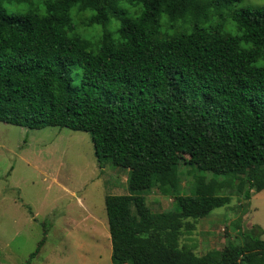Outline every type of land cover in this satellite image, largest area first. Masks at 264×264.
Masks as SVG:
<instances>
[{
	"label": "trees",
	"instance_id": "obj_1",
	"mask_svg": "<svg viewBox=\"0 0 264 264\" xmlns=\"http://www.w3.org/2000/svg\"><path fill=\"white\" fill-rule=\"evenodd\" d=\"M238 1L0 0V123L87 133L100 165L128 172L130 194L104 200L112 264H264L259 226L202 256L180 245L230 203L219 176L264 191V6L230 9L235 35L209 23ZM181 164L199 175L189 195ZM151 190L173 208L152 212Z\"/></svg>",
	"mask_w": 264,
	"mask_h": 264
},
{
	"label": "rangeland",
	"instance_id": "obj_2",
	"mask_svg": "<svg viewBox=\"0 0 264 264\" xmlns=\"http://www.w3.org/2000/svg\"><path fill=\"white\" fill-rule=\"evenodd\" d=\"M263 6L264 0H240L232 8H223V19L211 17L209 23L235 35L234 23L225 19L230 9ZM72 15L77 23L74 11ZM161 23L163 32L171 33L165 17ZM96 30L99 33L101 27ZM77 31L86 38L94 35L83 26ZM179 174L180 195H189L199 175L182 164ZM202 176L206 183L213 180L209 173ZM127 177V170L96 161L87 133L0 123V264H112L104 200L129 195ZM216 181L222 185L218 193L228 196L230 203L205 218L188 220L180 240L181 246L198 256L222 250L227 241L239 242L241 233L253 226L264 231V191L247 200L238 191V180L219 176ZM141 195L155 213L175 204L157 190ZM43 236V245L30 260Z\"/></svg>",
	"mask_w": 264,
	"mask_h": 264
}]
</instances>
